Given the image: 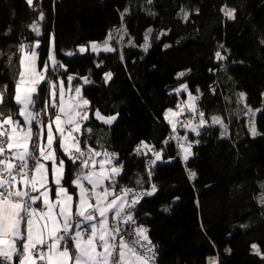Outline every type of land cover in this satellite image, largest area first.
<instances>
[{
	"label": "trees",
	"instance_id": "1",
	"mask_svg": "<svg viewBox=\"0 0 264 264\" xmlns=\"http://www.w3.org/2000/svg\"><path fill=\"white\" fill-rule=\"evenodd\" d=\"M34 3L45 15L40 37L29 27L38 20V11L34 12L26 0H0V89L7 84L14 94L22 41L30 45L40 41L36 50L41 67L54 36L56 58L64 65L54 73L64 80L72 75L74 84H81L82 77L93 81L82 86V95L90 102L91 119L85 123L93 130L84 138L95 148L103 144L109 152L118 154L119 162L125 165L119 180L126 185L139 190L150 189L152 183L157 186L156 193L145 196L133 213L137 225L149 229L150 239L157 245L158 264H207L212 256L218 257V264H264L251 248L255 243L264 252V207L256 199L264 182V111L255 119L261 135L252 137L245 108V103L253 109L264 107V47L260 44L264 36V0ZM225 5L237 10L235 20L224 17L220 9ZM182 7L189 13L186 21L177 15ZM125 8L129 12L124 26L135 47L119 50L115 46L114 52L87 50L83 55H64L67 51L76 53L81 45L88 49L92 42L100 44L120 27L119 12ZM149 11L155 15H149ZM149 28L150 47L145 52L140 46ZM165 44L170 47L165 49ZM221 44L224 49L219 48ZM217 50L228 59L217 61ZM99 62L102 66L98 68ZM109 71L113 76L105 84L104 74ZM182 71L186 75L177 79L176 74ZM181 84H187L193 95L197 88L201 90L197 105L209 124L215 115L228 125V137L224 139L220 138L219 125L201 129L199 137L188 135L189 141L200 143L194 144V155L187 165L177 157L174 140L168 145L163 143L176 134L170 130L164 113L180 103L174 92ZM239 92L246 94L244 103H237ZM5 105V112L8 107H18L11 96L6 97ZM97 109L105 116L119 113L118 118L111 126L102 125L93 117ZM191 116L183 115L179 120ZM193 119L198 121V115ZM182 125L178 123V127ZM141 140L157 151L163 149V159L152 168L151 183L146 161L153 158L152 153L137 156L133 152ZM186 166L197 173L195 180L188 179ZM75 167L68 161L64 182L73 192ZM137 179L143 181V188L136 185Z\"/></svg>",
	"mask_w": 264,
	"mask_h": 264
},
{
	"label": "snow or ice",
	"instance_id": "2",
	"mask_svg": "<svg viewBox=\"0 0 264 264\" xmlns=\"http://www.w3.org/2000/svg\"><path fill=\"white\" fill-rule=\"evenodd\" d=\"M152 2L147 0L148 4ZM26 3L34 12L38 11L39 6L34 0H26ZM220 11L226 19H236V9L225 5ZM128 12V8L119 12L121 25L108 34L109 39L118 37V40H123L127 35L124 19ZM148 14L155 15L151 11ZM177 15L185 21L189 18L183 7ZM44 19V12L38 11V20L29 25L37 37L42 35L40 21ZM151 32L149 28L144 36L145 42L140 46L145 52L150 47L148 39ZM109 39L102 45L92 42L91 50L116 51L109 46ZM128 44L136 46L131 39ZM260 44L264 47V36ZM39 47V40L34 45L20 43L14 94L7 84L0 89V264H158L157 245L150 239L149 229L137 225L133 215V210L145 196L151 197L156 193L157 186L152 183L150 190L136 191L119 183L125 165L119 162L118 154L109 152L103 144L98 143V148L92 147L84 138L85 133L91 134L93 130L85 123L91 119L90 102L83 97L82 86L73 85L72 75L67 76V82L57 81L53 78L54 72H49V62L53 70L57 66L64 68L56 58L54 36L50 38L48 58L40 70L37 66L40 53L36 50ZM168 47L170 45H164L165 49ZM219 48L224 49V45H219ZM87 50L84 45L78 48L82 55ZM74 54L72 51L64 53L68 57ZM120 59L123 61V54ZM215 59L225 61L228 57L217 50ZM11 63L12 56H9ZM96 66L101 67L102 62ZM221 68H224L223 64ZM176 75L180 79L186 72ZM112 76V72H106L104 83L107 84ZM81 79L85 83H93L89 77ZM44 87H47L48 94L40 107ZM175 91L188 92V99L177 105L180 111L168 109L164 113L173 134L177 133L178 123L197 137L202 135L201 129L219 125L220 138L228 137V125L219 116H212L209 124L205 113L198 108L197 101L203 95L199 88L196 95L189 92L187 84H181ZM212 91L214 93L215 89ZM9 96L18 107L15 110L8 107L5 112V101ZM237 97V103H244L246 94L239 92ZM245 108L249 116V133L252 137L261 135L254 121L257 112L264 111V107L253 109L245 103ZM185 111L192 116L180 121L179 117ZM94 115L104 125L111 126L119 113L105 116L97 109ZM197 115L199 119L194 122ZM44 116H47V122ZM171 140L176 141L177 155L187 165L194 155V144L200 141L191 142L187 135H170L163 143L168 145ZM133 152L137 156L152 153L154 158L146 161L148 182L151 183L152 168L163 159V149L157 151L141 140ZM68 161L76 166L71 181L77 190L75 192L64 183ZM185 171L190 181L195 180V171L187 166ZM136 185L143 188V181L137 179ZM260 189L256 199L264 207V182H261ZM251 248L264 260V252L257 244L253 243ZM225 251L230 253V249ZM209 264H218V257H209Z\"/></svg>",
	"mask_w": 264,
	"mask_h": 264
},
{
	"label": "rangeland",
	"instance_id": "3",
	"mask_svg": "<svg viewBox=\"0 0 264 264\" xmlns=\"http://www.w3.org/2000/svg\"><path fill=\"white\" fill-rule=\"evenodd\" d=\"M119 29V28H118ZM106 39H108V36L106 37ZM105 39V40H106ZM128 40H129V38H128V36L126 35L125 37H124V39L123 40H118V37H116V38H113V39H110L109 40V46H111V47H117V49H119V50H121V49H123L125 46H129L130 44H128ZM79 48V47H78ZM88 50H90L91 52H93L92 50H91V47H89L88 48ZM101 50H99V51H97L96 53H98V52H100ZM103 51V50H102ZM76 53L75 54H80L79 52H78V49L75 51ZM48 58V57H47ZM19 63V62H18ZM50 63L51 62H49V72L50 73H53L55 70H53L52 69V66L50 67ZM37 65H38V70H40L42 67H43V65L40 67V64H39V61H37ZM58 67V66H57ZM19 72V71H18ZM53 78L54 79H57L58 78V76H57V74L56 73H54V76H53ZM62 80H64V79H62ZM65 81V80H64ZM82 81V80H81ZM84 81V80H83ZM79 84V83H78ZM180 87V86H179ZM47 94H48V89H47V87H45V90H44V93H43V99H44V97L45 96H47ZM43 99H42V101H41V103H40V107H42L43 106ZM258 113L259 112H257V114H256V117H257V115H258ZM183 115H181V117H182ZM256 117H255V119H256ZM44 119L46 118V116H44L43 117ZM248 120H249V116H248ZM248 120H247V124H248ZM255 122V121H254ZM177 157H179L178 155H177ZM154 158V157H153ZM152 158V159H153ZM179 159H180V157H179ZM167 161H170L171 162V160H167ZM170 162H167V163H170ZM119 183L120 184H122V185H126L124 182H122V181H120L119 180ZM126 186H128V185H126ZM128 187H130V186H128ZM131 188H133V187H131ZM133 189H135L136 191H143V190H145V189H136V188H133ZM151 189V188H150ZM150 189H147V190H150ZM212 257H215V256H212ZM207 264H209V258L207 259Z\"/></svg>",
	"mask_w": 264,
	"mask_h": 264
},
{
	"label": "crops",
	"instance_id": "4",
	"mask_svg": "<svg viewBox=\"0 0 264 264\" xmlns=\"http://www.w3.org/2000/svg\"><path fill=\"white\" fill-rule=\"evenodd\" d=\"M100 52H104V51H102V49H101V51ZM38 66V65H37ZM50 67H51V63H50ZM50 69V68H49ZM59 80H62V78H60V77H58L57 78V81H59ZM74 81H75V79L73 80V85L74 86H83V84L85 83L84 81H83V79H82V83L81 84H74ZM65 82H67V79L65 80ZM66 86H67V83H66ZM179 88V87H178ZM179 98H180V103L179 104H181L182 102H186L187 101V99H188V92H184V91H181L180 93H176V91L174 92ZM67 98V97H66ZM174 111H180V109L178 108V107H176L175 109H173ZM94 113L95 112H93V117H94V119L97 121V122H99L100 124H102V125H104L101 121H98L96 118H95V115H94ZM89 115H90V111H89ZM183 115H192V113H190V112H187V111H185L184 112V114ZM47 116H46V118L44 119L45 120V122H47ZM169 125V124H168ZM106 126H108V125H106ZM169 127H170V130H171V126L169 125ZM175 135H180V136H184V135H191V132L190 131H188L183 125L181 126V127H178V124H177V133L175 134ZM175 141V140H174ZM176 142V141H175ZM177 144V143H176ZM92 146V145H91ZM93 147V146H92ZM178 150H179V148H178ZM6 151H7V149H6ZM61 155H62V153H61ZM64 159L66 160L67 158L66 157H64ZM97 159H100V157H98ZM74 178V177H73ZM72 178V179H73ZM86 183V182H85ZM71 186H72V183H71ZM73 187V186H72ZM52 188L54 189L55 188V185L53 184L52 185ZM74 188V187H73ZM75 191H77L76 189H74ZM52 195H53V198H54V192L52 193ZM42 206V205H41ZM133 215H134V213H133Z\"/></svg>",
	"mask_w": 264,
	"mask_h": 264
},
{
	"label": "built area",
	"instance_id": "5",
	"mask_svg": "<svg viewBox=\"0 0 264 264\" xmlns=\"http://www.w3.org/2000/svg\"><path fill=\"white\" fill-rule=\"evenodd\" d=\"M108 39H109V37H108ZM109 40H110V39H109ZM104 41H105V40L101 41L100 44L102 45ZM181 118H184V117H181ZM43 119H44V118H43ZM184 120H185V119H184ZM184 120H183V121H184Z\"/></svg>",
	"mask_w": 264,
	"mask_h": 264
},
{
	"label": "water",
	"instance_id": "6",
	"mask_svg": "<svg viewBox=\"0 0 264 264\" xmlns=\"http://www.w3.org/2000/svg\"><path fill=\"white\" fill-rule=\"evenodd\" d=\"M42 21H40V23H41Z\"/></svg>",
	"mask_w": 264,
	"mask_h": 264
}]
</instances>
